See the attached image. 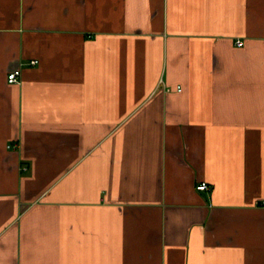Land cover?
<instances>
[{
    "label": "crops",
    "instance_id": "crops-1",
    "mask_svg": "<svg viewBox=\"0 0 264 264\" xmlns=\"http://www.w3.org/2000/svg\"><path fill=\"white\" fill-rule=\"evenodd\" d=\"M263 200L264 0H0V264H264Z\"/></svg>",
    "mask_w": 264,
    "mask_h": 264
},
{
    "label": "built area",
    "instance_id": "built-area-1",
    "mask_svg": "<svg viewBox=\"0 0 264 264\" xmlns=\"http://www.w3.org/2000/svg\"><path fill=\"white\" fill-rule=\"evenodd\" d=\"M236 45L237 46H242L243 45V42H241V41L238 40L236 42ZM37 64H38V61H36V60L30 62V65H32V66L37 65ZM20 77H21L20 70H14V71H12V72H10L8 74V77L7 78H8V82L9 83H11V84H15L16 83L17 84V83L20 82ZM178 90L180 91L181 88H178ZM8 147L9 148H14L15 145H13V146L10 145ZM196 189L198 191H205V190H208L209 189V185L206 182H201L200 184L197 185ZM262 206L264 207V200L262 201Z\"/></svg>",
    "mask_w": 264,
    "mask_h": 264
}]
</instances>
